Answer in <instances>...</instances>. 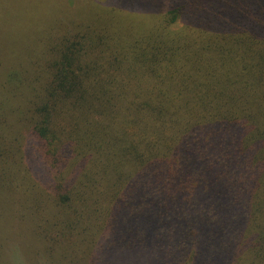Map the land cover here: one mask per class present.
I'll return each instance as SVG.
<instances>
[{
	"label": "trees",
	"instance_id": "16d2710c",
	"mask_svg": "<svg viewBox=\"0 0 264 264\" xmlns=\"http://www.w3.org/2000/svg\"><path fill=\"white\" fill-rule=\"evenodd\" d=\"M41 2L0 65L35 261L264 264V0Z\"/></svg>",
	"mask_w": 264,
	"mask_h": 264
},
{
	"label": "rangeland",
	"instance_id": "374dc122",
	"mask_svg": "<svg viewBox=\"0 0 264 264\" xmlns=\"http://www.w3.org/2000/svg\"><path fill=\"white\" fill-rule=\"evenodd\" d=\"M2 1H6L8 5L4 7L3 4H0V65L4 58L18 55V52L29 49L28 45L33 41V33L29 28L35 21L37 17L35 15L39 10L36 4L38 0H0V3ZM41 1L40 9H48L45 2L56 9L55 0ZM14 21L19 22L20 28L12 26ZM6 24L9 28H4ZM3 96L5 93L0 83V102L4 100ZM19 117L21 114L16 111L11 120L16 122ZM30 156L33 157L32 154ZM10 183L11 181L8 180V184L5 183V187L0 189V264H41L42 261L36 262L34 259V254L43 250L34 240L33 228L27 225L30 216L25 214V219L14 226L17 216L22 214L23 208L12 206L14 192L10 190ZM16 195L18 200L19 197H22L21 192L16 191ZM19 206L23 207L20 204Z\"/></svg>",
	"mask_w": 264,
	"mask_h": 264
}]
</instances>
